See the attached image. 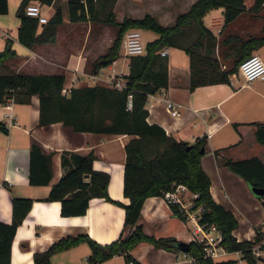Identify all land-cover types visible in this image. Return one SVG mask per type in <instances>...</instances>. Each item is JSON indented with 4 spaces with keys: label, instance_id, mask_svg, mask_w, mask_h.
<instances>
[{
    "label": "crops",
    "instance_id": "1",
    "mask_svg": "<svg viewBox=\"0 0 264 264\" xmlns=\"http://www.w3.org/2000/svg\"><path fill=\"white\" fill-rule=\"evenodd\" d=\"M103 1L107 4V1L112 0ZM193 1L164 0L160 4L157 0H150L151 9H146V12L153 13L163 23H171ZM57 2L42 3L48 16L53 13ZM245 2L250 5L253 0ZM19 3L20 0H8V10L0 12V48L5 46L7 37H10L17 52L0 63V72L64 71V86L69 88L65 92L67 94L74 85L97 81L111 84L112 77L125 78L124 74L129 70V55L124 64H127V69L116 65L120 54L112 62L101 66L97 72L91 71L89 57H93V45H88V36L82 41L80 33L72 28L77 21L69 19L67 0L58 2L63 6L64 19L58 25L54 40L38 42L32 46L23 43L18 36L20 18L17 14H9L11 4L18 6ZM220 7L208 10L209 21L204 15V21L218 37L224 24L223 7ZM258 18L250 13L244 14L230 23L228 28L242 33L254 32L259 28ZM168 19V22H164ZM41 27L42 23L38 29ZM77 34L81 37V43L75 39ZM192 36H186V40ZM231 44L232 41H227L221 46L217 42L215 46L202 50L216 57L220 67L224 68L232 61ZM167 48L169 81L166 86L148 94L147 117L150 121L162 124L169 134L178 139L191 142L206 136L201 163L210 175L211 192L216 200L231 208L237 216L239 224L234 228L237 237L254 239L257 227L264 230L262 197L253 192L241 174L225 163V158L264 156V142L256 135L258 122H264V78L255 77L246 81L238 69L230 73L229 80L199 83L191 87L188 51L178 44L168 45ZM254 51L264 56V43ZM167 98L179 104L178 114L171 112ZM39 112L38 92L31 93L28 99H17L14 93H9L0 101V119L8 126L7 130L0 129V219L7 222L13 220V195L32 197L31 206L18 223L11 242V264H34L35 251L47 248L54 240L68 233L87 232L100 242L111 241L119 235L125 222L124 205L101 195L92 196L87 209L75 214H63L61 200L46 196L52 183L64 171L61 162L63 149L83 153L93 150V165L110 173V195L128 201L129 196L124 193L125 143L134 133L76 129L60 119L40 123ZM34 141L44 151L53 150V173L49 182L33 183L29 179L30 148ZM178 192L186 218L173 211L170 200L164 194H149L143 200L139 218L145 231L157 236L174 235L185 241L195 239L196 221L192 215L197 210L191 209L189 203L193 191L186 185ZM130 252L133 263L129 262L124 253H115L103 260L91 262L90 245L83 240L53 252L51 261L53 264H196L192 255L185 250L157 246L149 240L138 241L130 248ZM233 252L235 255H229ZM241 254V251L230 250L223 257H234L240 262L243 259ZM260 258L264 259V255Z\"/></svg>",
    "mask_w": 264,
    "mask_h": 264
},
{
    "label": "trees",
    "instance_id": "2",
    "mask_svg": "<svg viewBox=\"0 0 264 264\" xmlns=\"http://www.w3.org/2000/svg\"><path fill=\"white\" fill-rule=\"evenodd\" d=\"M30 0H20L16 13L20 18L19 39L32 46L42 41L54 40L59 23L64 19L61 3L55 4L53 13L44 22L38 16L27 13L26 5ZM52 3L56 0H40ZM222 6L224 24L218 37L204 21L205 13L212 7ZM264 0H253L247 5L245 0H194L190 6L180 11L173 22L163 23L156 15L146 12L141 16L127 15L121 19L115 17L111 8L103 19L116 26V34L106 51L94 58L91 71L97 72L101 66L112 62L121 54L122 36L132 26L148 27L158 32L146 41V50L129 54V70L124 74L125 84L92 82L74 85L70 93L63 92L66 79L64 71L29 72L9 70L0 72V101L9 93L17 99H28L30 94L38 92L40 97L39 122L49 123L62 120L76 129L97 131L131 132L132 137L125 143L126 159L124 164V193L128 201H122L110 195L109 171L93 165V150L79 152L63 149L61 162L64 171L52 183L47 198L60 199L63 214L82 213L87 209L94 195H101L121 203L125 207L124 227L119 235L108 242H100L87 232L68 233L54 240L47 248L34 252V264H53L51 254L86 240L90 245L89 259L97 262L115 253H124L130 260L133 255L130 248L140 240H149L157 246L181 249L179 238L174 235H155L145 231L139 220L144 198L149 194H164L174 189L179 182L197 192L193 197L191 209L202 205L199 220L216 222L223 231L222 241L230 250H240L241 255L252 264H257L251 245L260 238L264 230L257 227L254 239L238 238L234 228L239 220L233 210L215 199L211 192V178L201 163L206 136L194 141L178 139L169 134L164 126L147 117L148 94L166 86L169 81L168 55L161 49L168 45H182L190 55V86L212 81L229 80L230 73L239 69L243 58L264 43V21L254 32L230 31L228 26L244 14L263 16ZM70 20L85 19L96 10V0H67ZM8 10V0H0V12ZM42 27L39 30V25ZM193 36L186 40V36ZM231 37V38H230ZM232 41V61L221 68L216 57L202 49L221 46ZM17 54L13 41L7 37L6 44L0 48V63L7 57ZM129 92L132 93L131 105L128 104ZM0 129L7 130L5 121L0 119ZM256 135L264 142V122L259 121ZM218 151V150H216ZM53 150L44 151L38 142L30 148L29 179L33 183L49 182L53 173ZM225 163L241 174L249 183L263 188L264 203V156L252 155L241 158L226 157ZM13 220L0 219V264H11V242L18 223L28 212L32 197L13 195ZM173 211L186 218L180 202L170 200ZM188 254L196 264H236L237 258H215L204 254L203 246L197 239L187 241Z\"/></svg>",
    "mask_w": 264,
    "mask_h": 264
},
{
    "label": "built area",
    "instance_id": "3",
    "mask_svg": "<svg viewBox=\"0 0 264 264\" xmlns=\"http://www.w3.org/2000/svg\"><path fill=\"white\" fill-rule=\"evenodd\" d=\"M26 11L27 13L38 16L40 22L46 21L49 17L43 10L42 2L40 0H30L26 5ZM122 46L124 47V52L128 55L131 53L144 52L146 50V42L142 38L140 27L132 26L125 30L122 36ZM167 52L168 48L167 46H164L161 49V53L165 54ZM239 70L243 74L246 81L255 77L264 78L263 56L258 51H252L241 60ZM93 76H95V74H93ZM111 84L121 87L125 84V78L112 77ZM62 90L63 92H66L69 88L63 86ZM131 97L132 93L129 92V105H131ZM167 104L173 114H178L180 112L179 104L175 100L167 98ZM7 105H10V103ZM185 186V183L179 182L176 184L174 189H168L164 192V195L167 196L169 200L180 202V207L183 210H185V208L178 190ZM196 195L197 192H193V197ZM193 197L189 201L190 205L193 203ZM201 209L202 205H199L195 209L197 212L192 215L196 221L195 239L201 242L204 254L215 258L223 257L230 251L228 246L222 241L223 231L216 222L200 221L199 212ZM251 249L260 257L264 255V233L260 238L254 240L251 245ZM129 262L133 263V259H130Z\"/></svg>",
    "mask_w": 264,
    "mask_h": 264
},
{
    "label": "rangeland",
    "instance_id": "4",
    "mask_svg": "<svg viewBox=\"0 0 264 264\" xmlns=\"http://www.w3.org/2000/svg\"><path fill=\"white\" fill-rule=\"evenodd\" d=\"M164 0H157L158 3H162ZM59 2V0H58ZM150 0H112L111 2L107 1V4L103 0H96V10L93 14L89 13L88 17L85 19L76 20L77 23L72 27L76 29L80 35L82 36V41L85 40V37L88 36L87 43L88 45H93V57H89V67L91 66L92 61L94 58L98 57L100 54L104 53L108 47V43L112 42L114 35L116 34V26L110 22H107L103 19L107 11L109 9H113L115 13V17L118 19L123 18L124 16L131 15V16H141L147 10L151 9L150 7ZM45 7V5L43 6ZM221 8L220 6L213 7ZM16 5L10 6L9 14L10 16H16ZM262 13L264 14V7L262 8ZM210 11L205 14V19L209 21ZM168 20L164 22H168ZM264 21L263 16L258 18V26L262 24ZM66 27V26H64ZM71 28V27H70ZM142 38L146 42L148 39L153 38L158 34L157 31L148 27H140ZM77 43H81V37L77 34L76 38ZM182 52H185L184 49H181ZM262 53V52H261ZM126 54L124 52V47L121 45V55L119 56L116 65L123 69L128 68L127 64H125ZM263 55V54H262ZM264 57V56H263ZM229 255H235V252L230 253ZM258 263L264 264V259L258 257ZM239 259V258H238ZM244 264H252L248 261L247 258L241 260ZM240 261V262H241ZM240 262H236V264H240Z\"/></svg>",
    "mask_w": 264,
    "mask_h": 264
},
{
    "label": "water",
    "instance_id": "5",
    "mask_svg": "<svg viewBox=\"0 0 264 264\" xmlns=\"http://www.w3.org/2000/svg\"><path fill=\"white\" fill-rule=\"evenodd\" d=\"M202 151L205 150V146H202ZM250 187L252 188L253 192L258 195V196H262L263 194V188L261 186H258V185H255V184H252V183H249ZM179 246L182 250H185L187 251L188 250V244H187V241L185 240H181L179 241Z\"/></svg>",
    "mask_w": 264,
    "mask_h": 264
}]
</instances>
